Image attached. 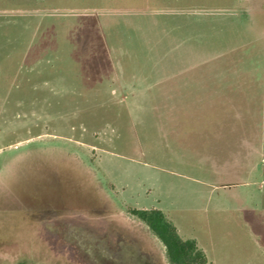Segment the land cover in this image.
I'll return each mask as SVG.
<instances>
[{"label": "rangeland", "instance_id": "rangeland-1", "mask_svg": "<svg viewBox=\"0 0 264 264\" xmlns=\"http://www.w3.org/2000/svg\"><path fill=\"white\" fill-rule=\"evenodd\" d=\"M264 264V0H0V264Z\"/></svg>", "mask_w": 264, "mask_h": 264}, {"label": "trees", "instance_id": "trees-1", "mask_svg": "<svg viewBox=\"0 0 264 264\" xmlns=\"http://www.w3.org/2000/svg\"><path fill=\"white\" fill-rule=\"evenodd\" d=\"M128 216L142 223L162 244L167 264H207L205 251L193 238L184 239L169 216L160 209H130Z\"/></svg>", "mask_w": 264, "mask_h": 264}]
</instances>
